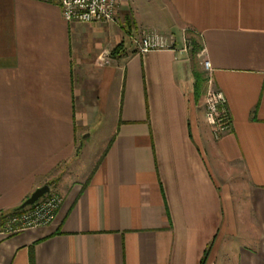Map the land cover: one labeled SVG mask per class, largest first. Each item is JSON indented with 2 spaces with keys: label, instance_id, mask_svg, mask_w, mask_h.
Segmentation results:
<instances>
[{
  "label": "crops",
  "instance_id": "0c3cea01",
  "mask_svg": "<svg viewBox=\"0 0 264 264\" xmlns=\"http://www.w3.org/2000/svg\"><path fill=\"white\" fill-rule=\"evenodd\" d=\"M185 29L226 96L218 137ZM148 31L175 49L140 52ZM45 184L56 220L0 233V264H264V0H124L92 23L0 0V212Z\"/></svg>",
  "mask_w": 264,
  "mask_h": 264
},
{
  "label": "built area",
  "instance_id": "2783aa9c",
  "mask_svg": "<svg viewBox=\"0 0 264 264\" xmlns=\"http://www.w3.org/2000/svg\"><path fill=\"white\" fill-rule=\"evenodd\" d=\"M68 21L83 23L112 22L124 0H56ZM186 37L184 42H186ZM135 45L142 53L154 49H175L176 41L160 32L148 31L135 39ZM187 46V45H186ZM187 47H185L186 50ZM205 68L210 69V62H204ZM226 103V96L221 90L212 88L209 84L206 97V115L214 126V133L218 137L230 128L228 114L222 106ZM63 202V197L51 190L41 197L35 204L25 209L8 213L1 221L0 233L10 235L25 229L45 226L53 223L57 211Z\"/></svg>",
  "mask_w": 264,
  "mask_h": 264
},
{
  "label": "trees",
  "instance_id": "16d2710c",
  "mask_svg": "<svg viewBox=\"0 0 264 264\" xmlns=\"http://www.w3.org/2000/svg\"><path fill=\"white\" fill-rule=\"evenodd\" d=\"M127 22H128L127 24L130 25V21L128 19H127ZM188 33L189 34H188L187 40L192 45L191 58L195 62L197 60V57L199 56L200 52L202 51L203 46H202L201 41H200V39H199L197 34H195L193 31H189V30H188ZM123 48H124V43L122 42L121 44L116 46L111 51V55L114 56L115 54L119 53ZM192 72H193V75H194V78H195V82L193 84L194 85V93H195V96L197 98H199L200 95L203 92L204 84L207 82L208 78L206 77V75H205V73L203 71H201L200 69L197 68V65H193ZM25 208H21L20 209L19 206H17V207H14L13 209L0 212V224H1L2 219L8 213L17 212V211L23 210ZM205 256H207V253H206ZM204 262H205V257L202 260L201 264H203Z\"/></svg>",
  "mask_w": 264,
  "mask_h": 264
},
{
  "label": "rangeland",
  "instance_id": "374dc122",
  "mask_svg": "<svg viewBox=\"0 0 264 264\" xmlns=\"http://www.w3.org/2000/svg\"><path fill=\"white\" fill-rule=\"evenodd\" d=\"M154 16H155V20H159V17L157 15V13H155ZM184 33L185 34H184L183 40H184L185 37L187 39L188 34H189L186 29H185V32ZM140 37L141 36H139L138 38H140ZM179 44L181 45L179 47H181L183 49H185V47H187L186 50L184 51V54H185V57H186V60H187L188 67H189L190 72H191L190 77L193 80V84L195 82V78H194V75H193V72H192L193 65H197V68L200 69L201 71H203L205 73L206 77L208 78V76H207V74H206V72H205V70L203 68L202 56H200V54H199V56L197 57V60L194 62L192 60V58H191V48H192V45L190 44V42L187 40L186 42H183L182 41ZM208 85H209V83H208V80H207V82L204 84L203 92H202V94L199 97V99H200L199 101H201L200 105L203 108L205 107L204 100H206V97H207V91H208V87H209ZM84 142L85 141L83 140V143ZM83 145H85V147H83L81 149L80 158H81V160H84V162H85V160L86 161H91L92 160V157L95 156L96 150H98L100 148V142H97V141H93L92 142L91 141L90 143H87V144L84 143Z\"/></svg>",
  "mask_w": 264,
  "mask_h": 264
},
{
  "label": "water",
  "instance_id": "95a60500",
  "mask_svg": "<svg viewBox=\"0 0 264 264\" xmlns=\"http://www.w3.org/2000/svg\"><path fill=\"white\" fill-rule=\"evenodd\" d=\"M50 191L51 187L48 184L36 188L33 193L19 206V208L21 209L35 204L41 197H43Z\"/></svg>",
  "mask_w": 264,
  "mask_h": 264
}]
</instances>
